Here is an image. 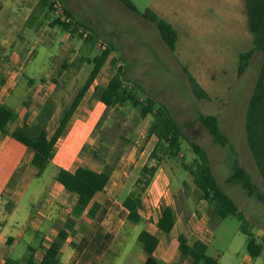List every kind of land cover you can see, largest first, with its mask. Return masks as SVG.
Listing matches in <instances>:
<instances>
[{
    "label": "crops",
    "instance_id": "obj_1",
    "mask_svg": "<svg viewBox=\"0 0 264 264\" xmlns=\"http://www.w3.org/2000/svg\"><path fill=\"white\" fill-rule=\"evenodd\" d=\"M147 7L176 30L174 52H170L176 65L185 66L212 101L222 100L235 89L237 98L245 93L243 80L251 64L239 78V54L253 45L252 33L264 16V0H148ZM51 14L52 18L56 15L42 0H0V105L13 111L5 127L6 132L0 131V264H6L8 260L23 261L31 250L33 258L39 261L61 228H68V235L61 246L57 264H119L121 258L118 256L124 248L119 247L118 241L125 242L120 233L129 226L122 200L133 189L134 181L126 184V176L118 177L111 172L105 188L96 192L85 209L78 213L74 210L77 196L65 189L55 175L59 168L74 170L78 166H88L103 169L93 167V157L83 151V145L100 116L98 109L94 111L91 107L86 110L84 102L100 81L103 86L107 84L119 65L123 71L128 68L140 70L143 62L140 56L131 53L132 56L124 55L115 64L110 62L107 73L100 71L65 125L46 165L39 169L31 161L32 151L12 138L10 132L18 126L33 128L39 124V115L44 114L55 118L46 123L49 125L46 127L47 135L51 136L75 96L69 99L62 88L57 90L52 63L47 65L44 61L52 46L56 48L54 44L57 42L70 54L79 52L74 47V36L77 35L51 25ZM150 48L160 53L158 47L153 45ZM112 53L109 59L113 58ZM160 55L168 58L166 54ZM138 76L139 73L130 74L129 78L139 80ZM22 79L31 98L22 95L13 107L9 103L10 97ZM96 100L105 106L98 98ZM24 199L26 204H23ZM37 202L40 203L39 208L33 215L30 205ZM90 209L94 214L89 212ZM175 216L171 230L176 231L175 241L159 238L160 230L156 226L159 214L151 217L153 228H144L159 239L154 251L157 264H173L180 259L177 240L180 233H184L190 242L196 240L189 235L194 223L185 220V227L178 229L176 211ZM40 228H43V234ZM27 231L39 241L27 245L25 256L11 258L1 252L7 245L15 244ZM123 236L126 237L125 234ZM115 245L116 249L113 248ZM216 258L221 263L220 258ZM145 259L143 250L128 264H143ZM251 260V256L245 257L247 264L252 263ZM181 264H190V259H184Z\"/></svg>",
    "mask_w": 264,
    "mask_h": 264
},
{
    "label": "rangeland",
    "instance_id": "obj_2",
    "mask_svg": "<svg viewBox=\"0 0 264 264\" xmlns=\"http://www.w3.org/2000/svg\"><path fill=\"white\" fill-rule=\"evenodd\" d=\"M59 1L87 23V32L94 40V44L84 42L85 39L74 36V47L79 49L76 55L64 51L61 43L59 46L58 42L55 43L56 48L52 46L51 52L44 61L47 65L52 63V74L57 82V90L60 91L62 88L67 98L72 99L92 68V63L88 62V59H92L96 53L100 52L107 41L114 44L113 58H121L124 55L132 56L131 53L140 56L143 68L140 70L126 69L124 79L130 81V74L139 73V80H134L140 81V85L147 93L169 107L186 138L198 142L206 149L218 184L243 210L251 224V232L255 238L263 241L262 252L259 256L252 258L250 264H263L264 202L256 195H248L239 184L227 181L232 170L231 150L227 145L215 143L199 120V113L218 116L220 128L234 144L240 162L264 195V180L248 148L244 129L245 107L256 77L259 57H255L250 63L243 80L246 86L245 93L240 98H237V89H235L222 100L198 99L193 95L184 71L180 65H176L153 23L137 17L117 0ZM130 1L139 11H143L148 5V0ZM50 17L52 18V14ZM55 28L60 27L55 26ZM51 36H53L52 33ZM145 40L151 43H146ZM149 44L158 47L160 53L154 51V48L151 49ZM51 45L52 43L49 47ZM160 54H166L168 58ZM159 56H162L160 60ZM110 64V61H107L102 66L101 72L107 73ZM102 86L100 81L96 89L88 93L86 102H84L86 110L93 107L94 111L98 109L100 114L83 145V151L93 157V167L111 168V172L116 173L118 177L126 176V184H129L132 181L135 183L144 164L157 166L152 182L142 195L140 223L127 221L129 226L123 228L120 233L121 239L125 242L118 241L119 247L124 248V252L118 256L121 258L119 264H128V261L138 252L143 253V247L136 239V235L142 228H153L154 223L151 217L157 216L161 208L167 204H171L177 213L178 229L181 228L180 226L185 227V220L194 223V227L190 230L192 233L189 232V235L193 239L202 238L207 242V254L219 257L222 264H247L245 257L250 255L246 249V235L239 229L240 222L231 215L222 219L213 216L212 205L202 198L200 190L193 182L192 174L187 167L194 169L197 161L187 140L181 141V149L176 156H170L162 150H156V155L151 156L150 153L157 139L154 134L149 133L154 116L149 114L141 118L139 107L131 103L111 107L100 105L96 99ZM137 91L138 96L142 98V92ZM22 95L31 98L24 79L14 89L9 103L14 107L18 103V97ZM50 118L51 116L47 121ZM26 119L30 120V117L26 116ZM51 119L54 121L55 118ZM30 129L34 131V128ZM48 171L49 169L46 171L47 174ZM132 188H135L134 184ZM26 202L27 200L24 199L23 204ZM39 204L37 202L30 205L31 214L35 215ZM39 231L41 234L44 233L43 228ZM175 233L176 231L169 233L159 231V238L175 241ZM38 241L36 236L27 231L15 244L7 245L1 252L9 254L11 258H21L28 253L27 245ZM113 248L116 249L117 245ZM186 258L188 257L181 255L180 259L173 264H181Z\"/></svg>",
    "mask_w": 264,
    "mask_h": 264
},
{
    "label": "trees",
    "instance_id": "obj_3",
    "mask_svg": "<svg viewBox=\"0 0 264 264\" xmlns=\"http://www.w3.org/2000/svg\"><path fill=\"white\" fill-rule=\"evenodd\" d=\"M120 1L128 10L140 15L143 19L153 23L158 30L159 36L171 53L174 52L177 39L176 30L165 19L160 17L151 8L146 7L143 11L137 10L130 0ZM43 4L48 5L50 11H53L52 3L49 0H42ZM62 4V3H61ZM63 12L74 20L75 27L62 21L59 16L54 15L51 25H58L70 33L76 34L86 42L94 43L91 35L83 37L82 32H78L76 27L80 26L87 30V23L79 20L75 15L62 4ZM253 45L248 50L239 54L237 75L240 78L249 67L253 57H259V65L253 88L247 101L244 112V129L248 148L253 156L255 165L262 179L264 180V16L260 18L258 27L253 31ZM114 44L107 41L103 49L96 53L88 62L92 63V68L86 77L82 86L78 89L73 100L67 107L64 115L60 119L55 131L51 136L47 135L46 123L49 116L39 115V124L35 125L32 131L30 128L18 126L10 135L12 138L22 143L32 151V163L42 169L51 156L53 146L60 137L65 125L71 119L78 104L82 100L86 91L99 75L102 66L109 59ZM120 57L111 58L113 64L119 61ZM188 84L193 95L198 99L212 101L207 92L201 87L197 80L192 76L188 69L181 65ZM140 90L143 97L138 96ZM98 99L105 106L123 105L131 103L139 107V115L145 118L151 114L154 120L151 123L149 133L156 136V145L150 155L155 156L156 150H162L170 156H176L181 149V141L187 140L192 152L195 155L197 166L194 169L187 167L192 174L193 182L200 190L204 200L212 205V215L217 218L234 216L240 222L239 229L246 235V249L252 258L259 256L263 250V241L255 238L251 232V224L243 210H241L235 201L220 187L211 168L210 159L206 149L198 142L186 138L180 124L177 122L169 107L151 94L147 93L138 81L124 79L123 68L119 65L107 84L98 92ZM11 108L0 105V131L6 132L5 127L12 118ZM199 120L207 129L213 141L220 145H227L231 150V173L227 181L233 184H239L248 195H256L264 202V195L254 183L252 176L240 162L238 152L230 138L222 131L219 125V119L216 114L199 113ZM186 138V139H185ZM95 156V154H93ZM186 166V164H185ZM157 166H148L144 164L141 167L140 175L135 180L134 186L128 195L122 200V205L127 210L126 220L129 223H140L142 215V195L150 185L156 173ZM111 176V168L104 167L96 170L88 166H78L74 170L59 168L55 179L61 183L65 189L77 196L74 210L82 212L96 192L101 191L108 184ZM94 214L93 210H89ZM175 210L171 205H165L159 212V218L156 222L158 229L164 233L171 232L175 223ZM68 227V226H67ZM68 228H61L56 237L46 247L42 258L37 261L33 258L32 250L23 261L8 260L6 264H57L60 259L61 246L68 235ZM136 239L141 243L146 253V259L143 264H157L154 251L158 244V237L147 229L142 228ZM168 240V238H167ZM178 250L181 255L190 259V264H222L214 256L207 254V242L202 239L189 241L184 233L178 235ZM264 264V263H263Z\"/></svg>",
    "mask_w": 264,
    "mask_h": 264
},
{
    "label": "built area",
    "instance_id": "obj_4",
    "mask_svg": "<svg viewBox=\"0 0 264 264\" xmlns=\"http://www.w3.org/2000/svg\"><path fill=\"white\" fill-rule=\"evenodd\" d=\"M52 3L53 6V12L60 17L62 21L68 22L71 24V27H75L74 20L71 19L69 16H67L63 12L62 4L59 0H49ZM76 30L78 32H82L83 37H86L88 35L87 30H84L82 27L78 26L76 27Z\"/></svg>",
    "mask_w": 264,
    "mask_h": 264
},
{
    "label": "bare ground",
    "instance_id": "obj_5",
    "mask_svg": "<svg viewBox=\"0 0 264 264\" xmlns=\"http://www.w3.org/2000/svg\"><path fill=\"white\" fill-rule=\"evenodd\" d=\"M112 207H113V206H112ZM122 212H123V211H122ZM114 213H115V212H114ZM108 218H109V217H108ZM121 220H122V219H121ZM121 220H120V221H121Z\"/></svg>",
    "mask_w": 264,
    "mask_h": 264
}]
</instances>
